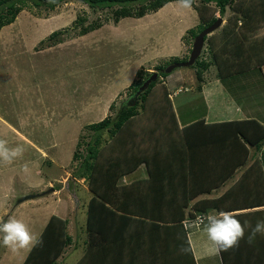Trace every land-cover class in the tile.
<instances>
[{"label": "rangeland", "instance_id": "rangeland-1", "mask_svg": "<svg viewBox=\"0 0 264 264\" xmlns=\"http://www.w3.org/2000/svg\"><path fill=\"white\" fill-rule=\"evenodd\" d=\"M26 1L27 6L16 21L4 28L10 42L5 44L0 38V117L4 119L0 120V139L6 140L9 148L21 146L24 149L22 157L11 164L0 161V197L7 200V196L12 195L9 199L11 204L16 205V218L23 220L35 234L39 233L45 218H49L52 213L67 215L71 221L70 233L74 241H80L77 232H82L84 227L81 230L79 224H85L87 216L86 208L83 207L85 201L82 189L89 186L86 178H73V172L79 164V161H73L74 151L80 143L79 152L87 153V141L94 136L88 125L103 120L107 115L114 117L121 106L126 104L132 89L126 91L128 86L122 92V97L112 103L113 107L110 106L109 111L102 113L85 110L86 102L102 91L104 93L98 98L106 99L108 91H117L120 85L116 78L118 74L125 75V72L128 74L133 70L136 82L140 68L143 67L142 76L147 70L156 71L154 64L141 66L154 53L161 61L159 64L164 65V70L175 60H187L195 39L187 30L182 37L187 46L184 57L163 60L166 44L162 45L158 26L170 20L175 23L174 14L170 12L126 17L116 23L113 12L117 6L92 9L84 0H68L50 9L47 6H36L33 0ZM230 13L228 11L223 17L224 23ZM94 22H102L103 25L87 34H81L82 26ZM58 29L61 34L57 41L51 42L48 37ZM175 33L176 28L169 35ZM263 33L264 28L256 35ZM12 38L14 42H11ZM46 39L49 40L40 43ZM208 41H205L199 59L210 62L203 74L206 81L215 80L219 76L218 68L212 62ZM254 42L250 40V43ZM167 43L174 45L175 40L172 38ZM197 63L189 67H177L164 75L161 81L173 72L174 76L184 72L190 75L185 79L186 87H190V83L198 85L201 80L197 77ZM250 70L259 76L264 75V65ZM244 81L241 79L238 84L241 88L242 84H246ZM256 94L253 92L254 96ZM261 104L264 107V103ZM144 112L143 108L117 135L111 137L107 132L103 134L102 147L105 149L99 156V162L112 160L115 152L123 157L129 156L130 148L134 147L133 138L138 136H134L135 132L140 130L136 126ZM7 122L13 127H9ZM134 150L138 157L141 153ZM121 161L125 166L127 161ZM25 165L27 171L24 170ZM108 173L113 174L112 171ZM132 174L135 175H126L125 179L139 175ZM55 188L64 190L57 194ZM43 192L46 193V199L39 201L35 197L21 201L25 196ZM70 198L75 202L74 205L69 203ZM58 207L62 208L58 210ZM9 216L6 214L3 220L7 221ZM192 228L188 231L191 232Z\"/></svg>", "mask_w": 264, "mask_h": 264}, {"label": "crops", "instance_id": "crops-1", "mask_svg": "<svg viewBox=\"0 0 264 264\" xmlns=\"http://www.w3.org/2000/svg\"><path fill=\"white\" fill-rule=\"evenodd\" d=\"M255 7L260 12L258 15L264 14V0H257ZM162 11L174 14L175 19V23L170 20L158 26L162 45L166 44V56L163 60L184 57L187 46L182 37L187 30L199 24V13L194 6L191 10H182L176 1L167 3L156 12ZM228 11L231 12L229 9ZM216 14L221 15L219 11ZM61 23L62 21L59 24ZM225 24L223 22L221 27ZM237 26H242L241 21ZM4 28L5 26L0 31V38L8 44L10 40L8 33H4ZM175 28V35H169ZM263 28L264 21L258 24L251 21L245 25L253 40L264 36V33L256 35ZM172 38L175 40L174 45L167 43ZM11 42H14V38ZM160 62L154 53L141 66L157 65ZM173 73L164 78L154 93H151L145 114L136 126L140 127L134 136L138 135L140 139L141 155L132 162L122 156L128 165L124 167L120 163L121 168L133 166L132 171L126 175H139L130 176L128 179L123 175L124 180L121 179V182L132 187L125 190L123 199L116 198L115 202L117 205L138 208L140 216L137 218H173L167 208H177L176 211L180 214L184 208L186 219L183 223L197 264H225L221 251H210L203 226L199 229L193 226L190 232L188 229L191 226L185 225V221L191 219V213L207 216L221 210H235L240 213L237 218L241 222L248 220L253 226L257 220L264 219V146L257 148L248 143L244 144L239 140L235 128L224 123L250 118L264 123V107L261 104L264 103V75L259 76L254 70H246L225 78L217 76L215 80L209 81L203 75L200 84L190 83V87H186L185 79L190 75L180 72L174 76ZM116 78L120 84L119 89L108 91L106 99L97 97L103 91L93 96L86 102L85 110L101 113L109 111L111 104L117 101L116 98L119 100L122 92L133 82V70L128 74L125 72V75L118 74ZM241 79L246 82L242 84V88L238 85ZM253 92L257 93L256 96ZM0 120L4 119L0 117ZM45 187L48 188L47 184ZM63 190L64 188H58L55 191L58 194ZM89 191L87 186L82 189L85 201L83 207L86 211V203H89L93 195L91 191L88 195ZM105 194L115 196V191L107 189ZM45 195L43 192L35 197L40 201L46 199ZM11 196H7V200L0 197L2 220L6 214L9 216L13 213L10 216L16 217V205L10 203ZM72 201L70 198L69 203L74 205L75 202ZM61 208L58 207V210ZM53 214L68 219L70 233V218L55 212L45 218L37 235L42 233ZM79 225L82 230L85 224L82 222ZM248 231L246 230L245 238L240 240L238 246L225 251L227 264H264V235L257 234L250 244L247 242ZM81 235L82 232H77V237L83 241L80 239ZM80 241L75 240L66 247L59 258L60 264H78L84 253V247L79 246L82 244ZM29 252L28 249L12 252L3 246L0 239V264H16V260L18 264H23Z\"/></svg>", "mask_w": 264, "mask_h": 264}, {"label": "trees", "instance_id": "trees-1", "mask_svg": "<svg viewBox=\"0 0 264 264\" xmlns=\"http://www.w3.org/2000/svg\"><path fill=\"white\" fill-rule=\"evenodd\" d=\"M66 1L68 0H54V2L33 0L36 6H47L50 9H55ZM84 1L92 9L117 6L113 12L114 21L117 23L126 17H143L148 13L156 12L167 3L176 0ZM26 3V0H0V31L4 26L16 21L20 12L27 6ZM256 3L257 0H195L193 4L200 17V23L196 27L198 29L188 30L193 39L218 19L216 12L219 11L221 17L227 14L228 9L232 12L223 27L205 38V41L209 40L208 49L212 52V62L217 66L220 78L264 65V36L255 39L252 44L251 32L245 29V25L250 24L251 21H255L256 24L264 21V14H257L260 12L255 7ZM239 21L242 23L241 27L237 26ZM102 25V22H94L82 26L81 34H87ZM59 34H61L60 30L54 31L48 38L51 42L57 41ZM49 39L40 43H45ZM199 59L200 57L195 62V64L198 62L199 67L197 77L203 80V74L209 68L210 62ZM176 61L178 62V60L174 62ZM164 68L163 64L156 65L154 69L160 72V78L153 81L139 95L134 105L124 104L114 117L107 115L103 120L88 125L94 136L92 140L87 141L86 154L79 152L80 143L74 151L73 161H79V164L73 172V178L75 180L86 178L93 193L87 206V219L80 236L83 241H80L82 244L79 246L84 247V253L78 264H197L183 223L186 219L184 208L181 209V214L176 211L177 208H167V212L172 213L173 218H137L140 216L138 208L117 205L115 202L116 198L123 199L125 190L132 187V185L127 187L120 181L125 173L132 171L133 166L121 168L120 163H123L121 159L124 158L118 152L113 154L112 160L99 162V156L105 149L102 147L103 134L107 132L111 137L117 135L131 119L139 115L143 108L146 110L151 93H154L161 78L169 74ZM142 69L143 67L138 70L139 79L136 82L134 80L126 90L132 89L130 96L137 92L144 80L152 74V71L147 70L142 76L140 75ZM224 123L235 128L239 140L241 139L244 144L248 143L257 148L264 146V123L261 121L250 118ZM133 142L134 147L130 148L127 157L131 160L137 154L134 148L141 153L138 136L133 138ZM108 171H112L113 174H109ZM107 189L115 191V196L105 194ZM190 216L194 219L197 214L191 213ZM68 223V219L53 214L40 234L43 244L32 248L23 264H60V256L74 241L68 231ZM181 246H190L191 250L184 253L181 251ZM221 252L227 264L225 251Z\"/></svg>", "mask_w": 264, "mask_h": 264}, {"label": "clouds", "instance_id": "clouds-1", "mask_svg": "<svg viewBox=\"0 0 264 264\" xmlns=\"http://www.w3.org/2000/svg\"><path fill=\"white\" fill-rule=\"evenodd\" d=\"M54 2V0H51ZM177 5L182 9L191 10L195 0H176ZM6 140L0 139V161L11 164L15 159L22 157L24 149L21 146L9 148ZM27 171V165H25ZM240 215L235 210H221L216 214L197 217L192 221V226L201 228L206 234L209 242V249L212 252L227 251L230 248L239 245L240 240L245 238V232L248 231L247 242L252 243L257 234L264 235V219H259L253 226L248 220L241 222L237 217ZM0 234H2L3 246L12 252L20 249L31 250L36 246L43 244L42 237L33 233L28 225L15 216H9L7 221L0 219ZM191 250L189 247L181 246V251L187 253Z\"/></svg>", "mask_w": 264, "mask_h": 264}, {"label": "water", "instance_id": "water-1", "mask_svg": "<svg viewBox=\"0 0 264 264\" xmlns=\"http://www.w3.org/2000/svg\"><path fill=\"white\" fill-rule=\"evenodd\" d=\"M224 19L222 17H218V19L211 24L210 26H207L206 28H204L196 37L192 46V51L191 54L189 56V58L185 61H181V62H175L172 65H170L168 68H166L164 71L167 73L172 72L175 68L177 67H189L195 64V62L197 61V59L200 57V55L202 54L204 45H205V38L206 36L212 34L214 31H216L217 29H219L222 24H223ZM158 78H160V72L158 71H152V74L146 78L144 80V82L141 84V86L139 87V89L137 90V92H135L133 95H131L127 101H126V105H134L136 100L138 99L139 95L144 92L149 85L153 82L156 81ZM36 195H28L25 196L23 199H21V201L27 200V199H32L34 198Z\"/></svg>", "mask_w": 264, "mask_h": 264}, {"label": "built area", "instance_id": "built-area-1", "mask_svg": "<svg viewBox=\"0 0 264 264\" xmlns=\"http://www.w3.org/2000/svg\"><path fill=\"white\" fill-rule=\"evenodd\" d=\"M200 216H204V215H198L197 217H200ZM197 217L194 218V219H188V220H186V221H185V225L190 226V224H191L192 221H196V220H197ZM191 226H192V225H191Z\"/></svg>", "mask_w": 264, "mask_h": 264}]
</instances>
